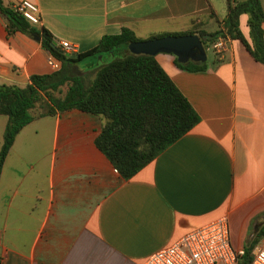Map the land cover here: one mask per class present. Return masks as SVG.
I'll return each mask as SVG.
<instances>
[{
	"label": "crops",
	"instance_id": "obj_1",
	"mask_svg": "<svg viewBox=\"0 0 264 264\" xmlns=\"http://www.w3.org/2000/svg\"><path fill=\"white\" fill-rule=\"evenodd\" d=\"M32 1L40 18L34 25L84 52L123 27L142 39L215 31L227 0ZM247 16L240 14L239 27L249 39ZM6 24L0 12V83L24 85L32 73L49 72L40 39L8 32ZM92 54L70 65L86 81L103 64ZM154 56L199 120L125 178L94 142L98 115L70 108L33 118L15 135L0 171V264H141L220 215L233 247L254 236L264 222V63L233 37L223 52L206 56L202 70L179 67L171 52ZM6 121L0 114V146Z\"/></svg>",
	"mask_w": 264,
	"mask_h": 264
},
{
	"label": "trees",
	"instance_id": "obj_2",
	"mask_svg": "<svg viewBox=\"0 0 264 264\" xmlns=\"http://www.w3.org/2000/svg\"><path fill=\"white\" fill-rule=\"evenodd\" d=\"M0 12L6 17L8 32L19 29L31 35L38 34L41 45L61 60L58 70L32 73L24 85L0 83V114L7 115L0 146V171L17 132L37 116L70 108L98 115L102 124L94 142L125 178L133 175L199 120L195 108L154 54L130 52L127 44L142 39L130 28L123 27L118 33L102 35L98 43L87 51L68 54L47 29L34 25L3 0H0ZM241 13L248 15L249 39L239 27ZM263 17L260 0H227L222 23L230 37L238 38L262 63ZM195 32L206 50L222 29L212 32L195 28L182 32H156L147 38ZM121 46L124 53L99 65L88 81L70 67L90 53L112 52ZM175 62L187 70L206 68L205 60L180 61L175 57ZM64 84L66 88L63 91ZM263 235L264 222L244 244V253L237 264H248L252 247Z\"/></svg>",
	"mask_w": 264,
	"mask_h": 264
},
{
	"label": "built area",
	"instance_id": "obj_3",
	"mask_svg": "<svg viewBox=\"0 0 264 264\" xmlns=\"http://www.w3.org/2000/svg\"><path fill=\"white\" fill-rule=\"evenodd\" d=\"M12 7L31 23L39 22L38 6L32 0H17ZM218 34L209 44L216 54L227 47L230 35L221 27ZM59 46L65 53H76L77 46L61 40ZM50 71L61 67V60L53 53L47 55ZM114 171H118L116 167ZM244 253V247H233L230 242L229 223L226 215H220L210 221L188 229L167 245L149 253L141 264H237ZM248 264H264V241H257L251 249Z\"/></svg>",
	"mask_w": 264,
	"mask_h": 264
},
{
	"label": "water",
	"instance_id": "obj_4",
	"mask_svg": "<svg viewBox=\"0 0 264 264\" xmlns=\"http://www.w3.org/2000/svg\"><path fill=\"white\" fill-rule=\"evenodd\" d=\"M39 38L38 34H33ZM130 52L155 54L158 51L171 52L180 61L189 59L204 61L206 50L197 33L166 34L157 37L138 39L127 44Z\"/></svg>",
	"mask_w": 264,
	"mask_h": 264
},
{
	"label": "rangeland",
	"instance_id": "obj_5",
	"mask_svg": "<svg viewBox=\"0 0 264 264\" xmlns=\"http://www.w3.org/2000/svg\"><path fill=\"white\" fill-rule=\"evenodd\" d=\"M123 54V51L119 48L115 49L114 51H104L101 53H96V54H92L88 57H93L94 62L97 63H106L107 61H109L110 59L117 57V56H121ZM206 56L207 59H210L213 56V50L210 47H207L206 49ZM87 57L85 59H83L81 62L84 63L86 61ZM91 64L87 66V68L91 69ZM90 75L88 76L89 78H91V71L89 70ZM66 88V85L64 84L62 87V90L64 91Z\"/></svg>",
	"mask_w": 264,
	"mask_h": 264
}]
</instances>
